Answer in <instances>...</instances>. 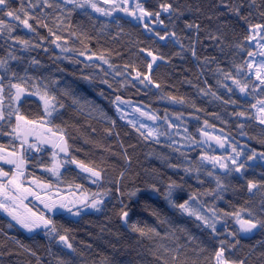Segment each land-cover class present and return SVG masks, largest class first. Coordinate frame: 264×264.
<instances>
[{"label": "trees", "instance_id": "trees-1", "mask_svg": "<svg viewBox=\"0 0 264 264\" xmlns=\"http://www.w3.org/2000/svg\"><path fill=\"white\" fill-rule=\"evenodd\" d=\"M139 2L148 11H160L164 24L150 20L145 28L126 12L104 16L91 8L74 9L60 0H49L53 7L40 3L34 12L41 25L29 21L35 32L13 25L16 30L12 36L28 40L29 47L14 43L6 34L0 36V59H8L10 52L20 57L9 60L11 69L20 76L26 70L33 78L29 86L38 84L41 93L46 90L49 97H55L51 101L56 106L52 117L44 113L39 95L23 98L19 115L36 124L22 121V126L45 134L62 132L70 155L102 173V180L94 184L76 164H65L58 181L45 170L55 163L54 150L39 145L41 151L25 153L24 181L51 184L63 194L71 192L89 202L97 193L95 198L103 200L99 211L83 213L77 219L66 213L52 218L61 234L67 233L74 251L43 230L24 233L0 213V264H215L221 241L227 245L228 259L264 264V231L255 230L244 237L235 218L224 215L240 213L247 218L250 211L264 218V190H253V195L247 189L249 181L264 184V163L257 157L247 162L240 175L222 172L211 160L202 158L223 155L201 142L205 133L227 137L226 146L243 152L240 161L253 151L264 152V125L256 114L264 91L254 88L245 64L251 51L246 38L253 35L249 26L264 24V0H224L231 8L239 7V15L225 8L221 0ZM161 3H171L179 12L164 13ZM11 4L20 7L19 0H11ZM99 4L111 7L102 0ZM127 9L134 11L133 7ZM189 23L199 24V32L187 28ZM157 32H175L176 36L161 40ZM56 36L61 39L56 40ZM193 46L196 57L189 50ZM149 51L163 57L153 64L150 74L159 88L146 87L135 79V71L147 72ZM33 59L39 64H32ZM223 72L235 78L245 73L243 79L251 87L248 96L238 93ZM5 86L7 93V79ZM117 96L156 115L159 133L163 129L164 135L153 139L124 121L116 107ZM169 97L182 98L183 103ZM240 112L245 115L239 116ZM15 125V116L0 121V155L19 149L20 139L12 131ZM59 158L64 157L60 154ZM3 170L10 174L15 171ZM217 177L223 188L218 187ZM173 183L177 187L170 202L166 193ZM186 201L202 215L212 217L213 211L216 213L215 233L174 206ZM29 207L32 212L43 213L33 202ZM123 212L128 213L126 220L122 219ZM132 225L145 234L133 231Z\"/></svg>", "mask_w": 264, "mask_h": 264}, {"label": "snow or ice", "instance_id": "snow-or-ice-1", "mask_svg": "<svg viewBox=\"0 0 264 264\" xmlns=\"http://www.w3.org/2000/svg\"><path fill=\"white\" fill-rule=\"evenodd\" d=\"M61 3L68 5H73V8H80V9H88L91 8L93 11L100 13L104 16H111L113 12L115 11H121L126 12L131 16L136 17L137 20H143L144 18H149L154 23H158L163 25L164 21L160 19L161 12H151L146 10L143 5L137 0L136 2V9L139 10V14L137 15L136 11H131L127 8H125L123 5L128 3V0H102L104 4L111 5L110 8H103L99 4V0H60ZM254 2V0H253ZM20 7L13 8L11 4V0H0V36L7 35L8 39L13 40L14 43H19L21 45H24L25 48L29 47V41L28 40H22L19 37H13L12 33L16 30V26H23V28L28 29L32 32H35L36 29L33 27V24L30 23V20L36 21L37 25H41V22L37 20V17L34 15L35 9L39 6L40 3H43L47 7L51 8L53 7L52 3H49V0H19ZM221 4L228 8L229 11L234 12L235 14L239 15L240 8H231L228 4L224 2V0H221ZM24 5H27L25 7ZM59 7V4L56 5ZM160 9L164 13H176L179 12L178 8H173V5L171 3H161L159 5ZM31 9V11H29ZM182 15V13H180ZM264 15V13H262ZM43 27H47L46 24L42 25ZM145 28H148V24L144 25ZM187 28H195L197 29V33L199 32V24H186ZM251 31L256 33V35H259L261 32H264V24H254L249 26ZM151 31V29H149ZM49 32L51 33V29H49ZM161 40H167L169 36L175 37L176 33H166L165 35H160L159 32L155 33ZM52 35H55L52 33ZM256 35H250L246 39L249 41L255 40ZM213 39H219V37H212ZM56 40H60L61 37L56 36ZM261 39L264 40V36H261ZM179 43V41H176ZM60 45L57 44V47ZM238 47H240L238 45ZM256 47L260 49H264V43H258ZM193 55V57H196V50L195 47H191L189 49ZM148 56L151 57V62L147 64V72L143 73L140 71H135V79L139 81L140 84L145 85L146 87L149 85H152L156 88H159L160 85L153 81L150 77L152 66L156 63L158 59L162 60L163 57H158L156 55H153L151 51H149ZM81 55H84L82 52ZM247 56L251 58V62L245 61L246 68L248 70L249 75L254 74L256 81L259 82V86H264V60H261L259 65L256 64V57H264V51L260 52H253L249 51L247 52ZM92 57H89L91 59ZM20 57H17L13 55L11 52L9 53L8 59H0V121L11 120L13 116H15L16 119V125L13 128V133L20 139V145L18 150H14L12 152L7 153L6 156H0V160H3L5 163L13 165L16 169V171L11 175V177L7 180V182L0 181V210H3L5 213H7L12 220H14L21 228L27 230L28 232H35L37 230H43L45 232V235H48L50 237H56L59 242H61L65 248L73 250L72 243L69 242V237L67 233L61 234V230L56 226L54 220L51 218L50 215H46L45 213H35L30 212L29 214H21L17 211V208L19 206V203L22 202L24 199H27L28 196H33L35 199L40 200V202L44 205V208L48 210L49 214L55 213L56 211H66L69 214L73 216H79L81 212L85 210V208H91L96 209L97 211L100 210V206L103 204L102 199L95 198L98 194L93 193V199L89 202L87 198H82L79 201H71V202H65L64 199H60L59 202L55 199H52L51 196L45 198L42 197L38 191L33 190L31 187H25V183L22 180V177L24 176V168L27 163V160L25 158V153H30L33 150L41 151L42 149L37 148L36 143H29L28 137L34 135V129L25 128L21 125V121H24L25 124H36L35 121H27L25 118L21 115H19V105L22 102V99L26 96H33V95H39L40 99L44 102V113L47 117H52L53 113L56 111V106L51 103L52 100L55 99V97H49L48 92L45 90L43 93H41V89L38 86V84H32L29 86V80H32V77L27 76V71L25 70V75L20 76L19 73L16 71H13L9 65V60H19ZM100 59H103V57H100ZM197 59H199L197 57ZM105 63H108L107 60L104 61ZM32 64H39V61H36L33 59ZM111 67V65H110ZM127 67V66H126ZM255 68V72H252V69ZM219 70V69H218ZM243 70V66H241V69ZM222 71V70H220ZM117 75H120V73H117ZM225 79H232L233 83L236 84L240 90V92H247L249 85L247 83H241L240 80L236 79L230 72H223ZM7 79V93H6V86H5V80ZM16 82H13V81ZM104 83H107V81H104ZM111 87V85H109ZM258 87L257 85H254V88ZM33 89H35L33 91ZM231 91V89H229ZM214 95V94H213ZM5 99H7L8 103L5 105ZM170 100H173L177 103H183V99H177L176 97H169ZM116 101L119 103L117 104V110L122 111L119 107L120 104H126L127 101H124L121 99V97L117 96ZM261 105L259 108L260 118L259 123L264 125V100H260L257 102ZM62 107V105H61ZM253 107H256V105H253ZM7 110V115H6ZM137 111L140 112L141 116L147 117L149 120H157L158 117L156 115H152L150 113L144 112L141 109H137ZM239 116L243 117L245 115L244 112L238 113ZM165 120H167V117H164ZM115 123V121H113ZM131 123V122H130ZM169 126L172 127L173 125L171 122H169ZM135 127V125H133ZM141 127H144L143 125ZM243 127V125H241ZM139 131V129H137ZM49 131H51L49 129ZM55 135V133H53ZM141 135H144L141 133ZM156 135L157 139L159 135H164V133H158L155 129H149L148 136ZM205 135H207L205 133ZM147 138V137H145ZM39 139V138H37ZM219 144L221 148L225 147V144L227 143V137H224L223 139L221 137H213ZM43 143H48L49 141L45 140L42 141ZM52 147L55 149H58V152L60 154H63V159L56 160L55 163H53L52 167L46 168L45 170L48 172H51L56 179L59 181L61 178V171L60 169L64 167L65 164H76L82 172L88 173V178L92 180V183L96 184L99 183L102 180V173L100 170H97L93 167H89L85 165L84 163L77 161L74 157L70 155L69 152V145L67 142V139L61 132L59 136V142L53 143ZM0 151H3V148L0 147ZM232 152L235 153L234 156H228L226 158L221 157H203L202 159H208L211 160L213 165L219 164V167L222 169H225L226 173H232L237 172L240 173L242 170L245 169L246 164L249 160H255L257 157L259 159L264 160V152L257 153L255 151L252 152L251 155L246 156L243 161L239 160V157L243 155L242 151H237L235 146H232ZM56 153H53V156L55 157ZM224 160L225 162H221V160ZM228 161H230L231 165L233 167L229 168ZM211 175V173H209ZM0 177H9V173L5 172L2 167H0ZM123 177V173H121V178ZM31 183L37 184L35 180H33ZM217 185L219 188H223V185L219 183V178L217 177ZM38 188H51V184H37ZM77 188H79V185H76ZM177 187V185L169 184L168 185V192L166 193L167 198L171 202V194L173 188ZM247 189L250 194L255 195L253 190L256 191H262L264 190V184H258L254 181H249L247 184ZM159 191L158 189H156ZM135 193H131L130 195H134ZM193 200L196 199V197H192ZM69 203H71V207L69 206ZM175 207H178L183 212L187 213L188 215L195 216L197 220H200L203 222L205 226H207L213 233L216 232V225L218 223V218L216 216V213L213 211L212 217H207L205 215H202L199 211L191 208L189 206V203L186 201L185 203H181L178 205H174ZM75 209V210H74ZM261 210L264 212V200L261 201ZM224 215H232L236 223L239 225V231L241 233H251L254 230H260L264 231V218H257L252 214V212L248 211L246 213L247 218H242L240 213H232L228 214L225 213ZM128 213L123 212L122 213V219H127ZM11 226V225H9ZM133 231L140 232L141 235H144V230L141 228H138L136 225H132ZM228 235H235V233H228ZM19 243V241H17ZM236 243H239V241H236ZM232 248L235 247V244L231 245ZM227 245L225 242L221 241V245L219 249L215 252V264H245V261L243 259L241 260H230L226 257ZM35 255V253H32ZM173 259H176L174 256Z\"/></svg>", "mask_w": 264, "mask_h": 264}, {"label": "rangeland", "instance_id": "rangeland-1", "mask_svg": "<svg viewBox=\"0 0 264 264\" xmlns=\"http://www.w3.org/2000/svg\"><path fill=\"white\" fill-rule=\"evenodd\" d=\"M136 0H128V3L127 4H124L123 6H125L126 8H129V7H133L134 8V11H136L137 12V15L139 14V10L138 9H136ZM131 18H132V20L134 21V22H136V23H141V24H146V23H149V24H151V21H150V19L149 18H144L143 20H137L136 19V17H134V16H131ZM253 35H256V33H252ZM261 36H264L263 34H262V32L259 34V35H256V39L255 40H252V41H250L249 42V48H250V50L251 51H253V52H260V51H264V49H260V48H258V47H256V45L258 44V43H264V40H262L261 39ZM256 64H257V66L259 65V63L261 62V60H264V57H260V56H257L256 58ZM248 62H251V58L249 57V60H248ZM252 72L254 73L255 72V68H253L252 69ZM244 74L245 73H240L239 75H238V77L236 78V79H238V80H240L241 81V83L243 84V83H245V81H244ZM246 76H247V78H251V79H253L254 80V84L255 85H257L258 87L256 88V90L257 91H261V90H263L264 91V86H259V82L258 81H256V79H255V75L254 74H252V75H249V73L247 72L246 73ZM230 83H231V85H232V87L238 92V93H240L243 97H247L248 96V90L251 88L250 86L248 87V90H247V92H240V90H239V88H238V86L236 85V84H234L233 83V81L231 80L230 81ZM40 100V99H39ZM41 101V100H40ZM128 102V104H132V105H127V104H120L119 105V107H120V109L122 110V111H119V113H122V118H123V120L124 121H126L127 123H129V124H131V125H135L136 127H138V128H140V129H142L143 131H145L146 133H147V135H148V131H149V129H155L158 133H159V129H158V127H157V124H158V120H155V121H153V120H149V119H147V117H145V116H141L140 115V112L139 111H137V109L139 108V109H141L142 111H144V112H147V113H150V114H152L150 111H148V110H146V108L145 107H143V106H141V105H139V104H137V103H135V102H130V101H127ZM41 103H42V101H41ZM44 103V102H43ZM42 103V104H43ZM119 102L117 101L116 102V107H117V104H118ZM137 105V106H136ZM261 107V105L259 104V106L257 107V109H256V114H257V118H258V120H259V118H260V113H259V108ZM153 115V114H152ZM131 122V123H130ZM21 123V125H23V123H22V121L20 122ZM144 126V127H141V126ZM164 126V125H163ZM165 127V126H164ZM163 130V129H162ZM161 130V133L162 132H164V131H162ZM207 135H205V134H203L202 135V143L203 144H205V145H207L209 148H210V150L212 151V152H217V154H221V155H223V158H226V157H228V156H234L235 155V153H233L232 152V148H229L228 146H226V144H225V147L224 148H221L220 146H219V144L217 143V141L215 140V139H213V137H217V136H215V135H212V134H208V133H206ZM149 137H151V138H153V139H157V136L156 135H153V136H149ZM33 143V142H32ZM37 144V143H36ZM39 144V143H38ZM37 144V148H38V146L40 145V146H42L41 144H39L38 145ZM47 148V147H46ZM33 151H36V150H33ZM53 152H55L56 153V155H55V157H54V160L56 161V160H59L60 158V153L58 152V149H54V151ZM215 157H220V156H215ZM260 160V159H259ZM263 163H264V160H261ZM208 162H210V161H208ZM221 162H225L223 159L221 160ZM211 163H212V161H211ZM228 164H229V168H231V167H233L232 165H231V163H230V161H228ZM217 165V167L220 169V171H222V172H226L225 171V169H222V168H220L219 167V164H216ZM63 168H61L60 169V171L62 170ZM15 171H13V173H14ZM12 173V174H13ZM12 174H10L9 173V177H0V181H3V182H7V180L11 177V175ZM87 175L89 176V174L87 173ZM24 177V176H23ZM23 177H22V180L24 181V179H23ZM55 178V177H54ZM32 182V180H30V181H24V183H25V187H31V188H33V190H35V191H38L39 192V194L42 196V197H45V198H47V197H49V196H51V198L52 199H57V198H63V199H69V200H71V201H79V200H81V198H79V197H76L74 194H71V192H68L67 194H63V192L62 191H58V190H55V189H53V188H38L37 187V184H42V183H38L37 182V184H33V183H31ZM35 199V197H33V196H28L27 197V199H24L22 202H20L19 203V206H18V208H17V211L19 212V213H21V214H29L30 212H32V210L30 209V207H29V204L31 203V202H33V200ZM96 211V209H91V208H85V210L83 211V212H81V214L80 215H82L83 213H87V212H95ZM0 213L2 214V215H4V216H6L7 218H9L11 221H13L17 226H18V228H20L24 233H26V234H29V235H32L33 233H35V232H28L27 230H25V229H23V228H21L14 220H12V218L7 214V213H5L3 210H0ZM36 213V212H35ZM80 215L79 216H73V215H68L69 217H72V218H74V219H77V218H79L80 217ZM242 217V216H241ZM243 218V217H242ZM235 223H236V220H235ZM236 225H237V227L239 228V225L236 223ZM37 231H40V230H37ZM255 231V230H254ZM254 231L253 232H251V233H241V235L242 236H244V237H249V236H251V234H253L254 233Z\"/></svg>", "mask_w": 264, "mask_h": 264}, {"label": "water", "instance_id": "water-1", "mask_svg": "<svg viewBox=\"0 0 264 264\" xmlns=\"http://www.w3.org/2000/svg\"><path fill=\"white\" fill-rule=\"evenodd\" d=\"M25 128H30V129H34L35 130L34 131V135L28 137V142L29 143L35 142V143L41 144L42 146L50 147L52 149H55V148L52 147V144L56 143V142H59V136L60 135H58V134L53 135V133H48L49 135L46 136L47 133L45 134L43 131L37 130V128H31V127H25ZM37 138H39V139H37ZM45 140H47L49 142L48 143H43L42 141H45ZM61 155L63 156V154H61ZM0 156H6V155H0ZM0 167L16 171V169H15V167L13 165L5 163L3 160H0ZM24 171H25V168H24ZM240 173H237V175H240ZM55 200H57L59 202L60 199H55ZM64 200H65V202H71V201H69L67 199H64ZM34 204L43 213H45L46 215H50L51 218L57 217V216H59L61 214H64V213L69 214L66 211H60V210L56 211L55 213L49 214L48 210L45 209L44 205L40 202V200H37V199L34 200ZM69 206L71 207V203H69Z\"/></svg>", "mask_w": 264, "mask_h": 264}]
</instances>
